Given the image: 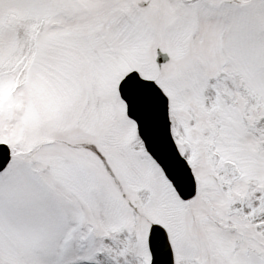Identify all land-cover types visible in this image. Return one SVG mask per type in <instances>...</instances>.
<instances>
[{
	"label": "snow or ice",
	"instance_id": "6c2138e0",
	"mask_svg": "<svg viewBox=\"0 0 264 264\" xmlns=\"http://www.w3.org/2000/svg\"><path fill=\"white\" fill-rule=\"evenodd\" d=\"M0 264H264V0H0Z\"/></svg>",
	"mask_w": 264,
	"mask_h": 264
}]
</instances>
